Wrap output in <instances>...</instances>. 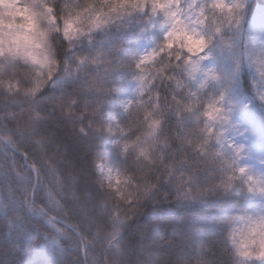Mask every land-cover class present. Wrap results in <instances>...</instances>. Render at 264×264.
<instances>
[{
    "label": "clouds",
    "instance_id": "clouds-1",
    "mask_svg": "<svg viewBox=\"0 0 264 264\" xmlns=\"http://www.w3.org/2000/svg\"><path fill=\"white\" fill-rule=\"evenodd\" d=\"M0 264H264V0H0Z\"/></svg>",
    "mask_w": 264,
    "mask_h": 264
}]
</instances>
